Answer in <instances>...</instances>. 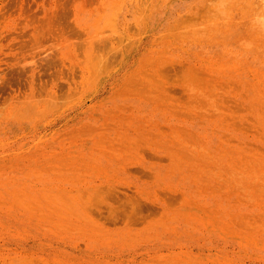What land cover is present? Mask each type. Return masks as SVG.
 I'll return each mask as SVG.
<instances>
[{
  "label": "rangeland",
  "instance_id": "obj_1",
  "mask_svg": "<svg viewBox=\"0 0 264 264\" xmlns=\"http://www.w3.org/2000/svg\"><path fill=\"white\" fill-rule=\"evenodd\" d=\"M101 262L264 264V0H0V264Z\"/></svg>",
  "mask_w": 264,
  "mask_h": 264
},
{
  "label": "bare ground",
  "instance_id": "obj_2",
  "mask_svg": "<svg viewBox=\"0 0 264 264\" xmlns=\"http://www.w3.org/2000/svg\"><path fill=\"white\" fill-rule=\"evenodd\" d=\"M262 187H263V186H262ZM262 187H260V188L257 187V192H258ZM258 188H259V190H258ZM21 189H22V188H21ZM253 191H254V190H253ZM260 191L263 192V189L260 190ZM260 191H259V192H260ZM197 192H198V191H197ZM26 193H27V192H26ZM257 194H258V193H257ZM17 195H18V194H17ZM17 195H16V196H17ZM42 195H43V193H42ZM14 196H15V195H14ZM257 196H258V195H257ZM259 196H260V195H259ZM259 196H258V198H259ZM24 197H25V196H24ZM194 197H195V196H194ZM262 197H263V196H262ZM18 198H19V196H18ZM32 198H33V197H32ZM195 198H196V197H195ZM197 198H198V197H197ZM258 198H257V199H258ZM26 199H27V198H26ZM13 200H14V199H13ZM21 200H22V199H21ZM23 200H24V199H23ZM27 203H28V202H26L25 205H27ZM196 203H197V201H196ZM197 207H198V206H197ZM22 208H24V207H22ZM6 211H7V210H6ZM24 215H25V213H24ZM21 219H22V218H21ZM19 221H20V220H19ZM23 223H24V222H23ZM19 255H20V254H19ZM4 256H5V255H4ZM15 256H17V255H15ZM20 256H21V255H20ZM22 256H23V255H22ZM6 257H7V256H6ZM12 257H13V256H12ZM7 259H8V257H7ZM3 261H4V260H3ZM3 261H2V262H3ZM7 261H9V260H7ZM7 261H6V262H7ZM34 261H35V260H34ZM19 262H20V261H19ZM29 262H30V261H29ZM94 262H95V261H94ZM156 262H157V261H156ZM21 263H22V262H21ZM30 263H31V262H30ZM101 263H102V262H101ZM1 264H2V263H1ZM4 264H5V263H4ZM13 264H14V263H13ZM23 264H24V263H23ZM54 264H55V263H54ZM94 264H95V263H94ZM102 264H103V263H102ZM108 264H109V263H108ZM120 264H121V263H120Z\"/></svg>",
  "mask_w": 264,
  "mask_h": 264
}]
</instances>
